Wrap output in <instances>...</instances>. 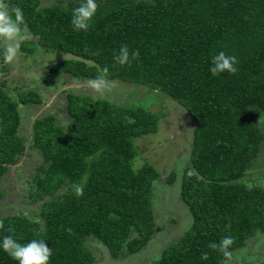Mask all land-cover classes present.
<instances>
[{
    "label": "trees",
    "instance_id": "obj_1",
    "mask_svg": "<svg viewBox=\"0 0 264 264\" xmlns=\"http://www.w3.org/2000/svg\"><path fill=\"white\" fill-rule=\"evenodd\" d=\"M7 2L23 10L34 37L21 44L22 52L31 54L37 45L65 56L47 66L43 84L51 85L60 74L103 75L161 91L190 116L189 166L179 179L190 224L154 264H222L227 257L209 249L210 242L231 236V252L254 228L264 232L263 194L235 183L263 139L247 114L255 108L264 112V0H97L86 32L73 30L70 22L81 0L48 6L38 0ZM123 44L140 56L114 66V50ZM219 51L237 57L236 74L210 73ZM65 100L64 127L52 113L31 123V143L44 164L35 174L33 196L48 197L38 210L41 229L23 215H5L0 240L9 226L21 243L43 239L52 250L49 264H91L83 243L89 236L113 258L124 249L135 253L152 234L150 185L157 172L146 162L133 167L134 139L154 133L157 116L139 105L87 95L65 93ZM30 103H40L35 91L12 99L0 88V177L23 149L17 106ZM172 179L169 172L165 180ZM73 183L82 184L83 196L74 195ZM203 252L209 253L207 260L201 259ZM0 264L17 262L0 249Z\"/></svg>",
    "mask_w": 264,
    "mask_h": 264
},
{
    "label": "rangeland",
    "instance_id": "obj_2",
    "mask_svg": "<svg viewBox=\"0 0 264 264\" xmlns=\"http://www.w3.org/2000/svg\"><path fill=\"white\" fill-rule=\"evenodd\" d=\"M62 1L65 0H38V5L48 6ZM64 57L60 52L43 50L37 45L31 54L20 49L18 58L12 63H6L0 57V88L10 98L15 99L18 92L27 89L40 96L39 104L17 106L19 124L16 134L22 139L23 149L0 177V218L11 214L23 215L37 222L41 229L38 210L48 197L40 199L33 196L35 174L44 165L39 150L31 143L34 118L52 113L55 122L64 127L69 120L65 112V93L102 98L116 105H139L157 116L156 131L134 139L136 156L133 158L134 168L146 162L157 172L150 185L152 234L137 252L129 253L124 249L115 258L93 237H87L83 243L93 257L91 264H154L161 251L176 242L190 224V215L179 196V179L182 169L189 166L193 122L174 99L143 85L110 80L114 86L100 94L88 87L90 79H75L67 74H60L51 85L43 84L41 79L47 72V66ZM247 120L262 133L263 139L256 156L235 183L262 193L264 202V112L256 108L249 110ZM169 172L173 173L170 183L165 180ZM222 264H264V232L254 228Z\"/></svg>",
    "mask_w": 264,
    "mask_h": 264
},
{
    "label": "clouds",
    "instance_id": "obj_3",
    "mask_svg": "<svg viewBox=\"0 0 264 264\" xmlns=\"http://www.w3.org/2000/svg\"><path fill=\"white\" fill-rule=\"evenodd\" d=\"M67 9V5H64ZM98 10L97 0H81L77 7L71 10V25L75 31H88L91 21ZM31 38V34L26 30L23 10L18 5H10L7 0H0V57L6 63H12L20 54L21 43ZM99 55V53H94ZM140 52L138 49L131 50L127 44H123L118 50H114L113 61L115 65H130L132 60L138 59ZM66 59V58H65ZM238 59L234 55H228L224 51H219L211 58L209 71L213 76L221 73L236 74L238 71ZM107 72V69H105ZM114 82L108 81L105 76L98 75L88 81V87L94 92L104 94L109 91ZM74 195L81 197L84 194L82 184L73 183L71 185ZM0 229H4V221L0 219ZM72 234V229H65ZM8 235L0 240V249L7 253L17 264H49L52 250L43 239H32L25 243L19 242L14 236L11 226L7 229ZM231 236H224L217 242H210L208 248L218 251L225 257L230 256L229 249L233 244ZM209 258L208 252L201 254L202 260Z\"/></svg>",
    "mask_w": 264,
    "mask_h": 264
},
{
    "label": "crops",
    "instance_id": "obj_4",
    "mask_svg": "<svg viewBox=\"0 0 264 264\" xmlns=\"http://www.w3.org/2000/svg\"><path fill=\"white\" fill-rule=\"evenodd\" d=\"M73 78V77H72ZM76 79V78H75ZM30 104H33V103H30ZM21 105V104H20ZM34 120V119H33Z\"/></svg>",
    "mask_w": 264,
    "mask_h": 264
}]
</instances>
